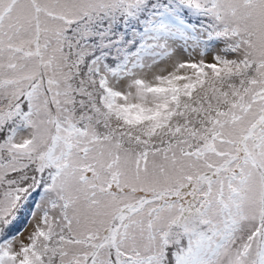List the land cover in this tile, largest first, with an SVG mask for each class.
Here are the masks:
<instances>
[{
	"label": "snow or ice",
	"instance_id": "snow-or-ice-1",
	"mask_svg": "<svg viewBox=\"0 0 264 264\" xmlns=\"http://www.w3.org/2000/svg\"><path fill=\"white\" fill-rule=\"evenodd\" d=\"M0 264H264V0H0Z\"/></svg>",
	"mask_w": 264,
	"mask_h": 264
}]
</instances>
